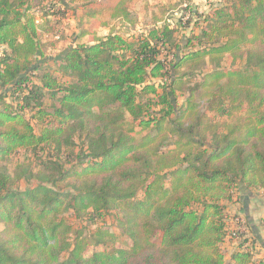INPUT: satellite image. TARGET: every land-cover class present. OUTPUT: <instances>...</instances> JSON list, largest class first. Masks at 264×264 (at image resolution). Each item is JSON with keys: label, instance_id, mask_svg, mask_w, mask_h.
I'll use <instances>...</instances> for the list:
<instances>
[{"label": "trees", "instance_id": "obj_1", "mask_svg": "<svg viewBox=\"0 0 264 264\" xmlns=\"http://www.w3.org/2000/svg\"><path fill=\"white\" fill-rule=\"evenodd\" d=\"M33 8L0 0V264H225L226 201L264 190V0H230L183 52L165 22L51 57ZM245 241L235 264H255Z\"/></svg>", "mask_w": 264, "mask_h": 264}, {"label": "rangeland", "instance_id": "obj_2", "mask_svg": "<svg viewBox=\"0 0 264 264\" xmlns=\"http://www.w3.org/2000/svg\"><path fill=\"white\" fill-rule=\"evenodd\" d=\"M33 6L39 23H44L46 30L44 31V43L46 53L51 56L61 54L66 48L74 44L76 40L81 42H94L97 38H101L111 33L113 30H120L123 33L130 35L140 34L143 30L155 24L161 25L169 23L175 28L174 37L182 45L180 52L189 50L187 47L188 39L193 38L195 34L201 32L206 22L214 16L215 10L218 8L229 6L230 0H127L125 9L121 16L115 14V9L120 0H94L90 3L72 2L71 0H28ZM61 12L64 13H60ZM49 12V13H48ZM49 14L47 17L44 15ZM48 20V22H47ZM51 29V30H48ZM176 48L164 50L163 58L171 59L175 54ZM203 72H208L212 69L213 62L209 57L205 60ZM223 67H235L243 70L247 69L245 60L232 61L231 58L225 57L222 60ZM199 74V73H197ZM3 95V90L0 89V96ZM153 95L147 96V99ZM184 100V95L181 94L178 99H174L175 103H181ZM153 108L160 109V104H154ZM153 109H151L152 111ZM77 146L73 150L77 151L82 143L83 137L80 133H76ZM81 142V143H80ZM54 150L52 149V153ZM51 153V154H52ZM43 154L40 152L22 151L13 157L12 162L15 163L18 159L29 160L33 167L38 166V159ZM44 156H49L46 153ZM21 188H26L28 183L23 181L20 184ZM245 191V190H244ZM237 190H233V199L226 201L228 218L227 235L225 244L222 245L226 255V264H232L229 259V246L232 243L249 242L248 248L253 246V250L260 244L254 234L253 224L256 227H262L264 230V211L259 214V209L262 208L261 202L264 201V192L253 189L252 194L256 200L252 202L251 208H255L258 214L256 220L248 219L245 212V202L247 194ZM249 208V209H251ZM251 214V210L249 211ZM237 218L246 220V231L240 233L238 238L232 236V232L239 226ZM68 220L71 222L75 230L83 229L84 236H89L96 228L106 226L111 227V230L121 235V230L118 228L117 222L110 214L105 219H100L96 224H89L86 219H78L74 215L68 214ZM2 229V224H0ZM123 240L122 237H120ZM264 243V237H261ZM223 241V243H224ZM222 243V244H223ZM260 247V246H259ZM261 248V247H260ZM261 250V249H260ZM256 251V250H255ZM262 252V250H261ZM259 258L256 257L255 264ZM263 260V259H262Z\"/></svg>", "mask_w": 264, "mask_h": 264}, {"label": "crops", "instance_id": "obj_3", "mask_svg": "<svg viewBox=\"0 0 264 264\" xmlns=\"http://www.w3.org/2000/svg\"><path fill=\"white\" fill-rule=\"evenodd\" d=\"M256 190V189H255ZM252 191H253V189H246L245 191H244V193H246L247 194V196H246V199L248 198V201L250 200H256V198H255V196L252 194ZM259 191H261V192H264V190H259ZM250 201L249 202H245V212H246V215H247V218L250 220V219H252V218H254L255 220H256V217H257V213H256V210L257 209H255V208H251L250 206L252 205V202L250 203ZM258 202H261V207L262 208H260L259 209V214H261L263 211H264V201L262 202V201H258ZM250 205V206H249ZM249 208H251V209H249ZM251 210V214L252 215H249L250 214V211ZM253 229H254V234L256 235V238L258 239V243L260 244L259 246L261 247H259V246H257L256 248H255V250H254V252H255V260H256V257H258L259 258V260H258V262L256 263V264H264V243H263V241L261 240V237L263 236L264 237V230H261V229H263L262 227H256V226H254V224H253ZM225 244V241H224V243L222 244V245H224ZM241 244V242H239V243H232V246H229V248H230V252H229V259H230V261H231V263L232 264H235L233 261H232V259H231V255L233 254V252H235V251H237L238 250V248H239V245ZM249 242H246L245 243V246H249ZM251 248L253 249L254 247L253 246H251ZM262 250V252H261V250ZM263 259V260H262ZM225 264H226V255H225Z\"/></svg>", "mask_w": 264, "mask_h": 264}, {"label": "built area", "instance_id": "obj_4", "mask_svg": "<svg viewBox=\"0 0 264 264\" xmlns=\"http://www.w3.org/2000/svg\"><path fill=\"white\" fill-rule=\"evenodd\" d=\"M246 220L242 219V218H237V223L239 224V226L232 232V236L234 238H238L240 236V233L245 232L246 231V224H245Z\"/></svg>", "mask_w": 264, "mask_h": 264}]
</instances>
